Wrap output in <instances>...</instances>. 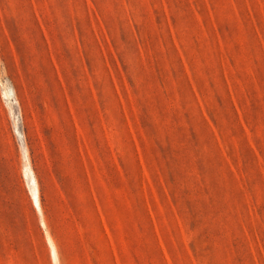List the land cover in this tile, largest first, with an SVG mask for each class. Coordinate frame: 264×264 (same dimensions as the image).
<instances>
[{
  "label": "rangeland",
  "instance_id": "1",
  "mask_svg": "<svg viewBox=\"0 0 264 264\" xmlns=\"http://www.w3.org/2000/svg\"><path fill=\"white\" fill-rule=\"evenodd\" d=\"M0 264H264V0H0Z\"/></svg>",
  "mask_w": 264,
  "mask_h": 264
},
{
  "label": "bare ground",
  "instance_id": "2",
  "mask_svg": "<svg viewBox=\"0 0 264 264\" xmlns=\"http://www.w3.org/2000/svg\"><path fill=\"white\" fill-rule=\"evenodd\" d=\"M33 198H34L35 203L37 204V196H36V193L33 195Z\"/></svg>",
  "mask_w": 264,
  "mask_h": 264
}]
</instances>
